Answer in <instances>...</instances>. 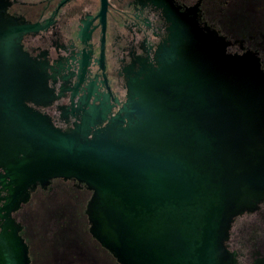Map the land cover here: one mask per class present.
<instances>
[{"label": "water", "instance_id": "95a60500", "mask_svg": "<svg viewBox=\"0 0 264 264\" xmlns=\"http://www.w3.org/2000/svg\"><path fill=\"white\" fill-rule=\"evenodd\" d=\"M30 29L0 8V264H30L13 213L54 178L93 192L90 233L122 264H231L232 221L264 198L259 60L181 18L117 113L88 91L62 129L35 108L55 96L21 44Z\"/></svg>", "mask_w": 264, "mask_h": 264}, {"label": "flooded vegetation", "instance_id": "af4514ba", "mask_svg": "<svg viewBox=\"0 0 264 264\" xmlns=\"http://www.w3.org/2000/svg\"><path fill=\"white\" fill-rule=\"evenodd\" d=\"M0 8L4 19L32 27L21 44L55 96L35 108L62 129L77 120L71 105L84 104L88 91L99 96L88 105L101 102L110 106L109 117L117 113L129 81L157 66L181 18L222 38L227 53L255 56L264 71V0H0ZM92 193L73 178L31 191L29 203L13 213L30 264H122L90 233ZM225 245L231 264H264V198L233 219Z\"/></svg>", "mask_w": 264, "mask_h": 264}]
</instances>
